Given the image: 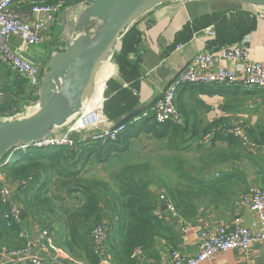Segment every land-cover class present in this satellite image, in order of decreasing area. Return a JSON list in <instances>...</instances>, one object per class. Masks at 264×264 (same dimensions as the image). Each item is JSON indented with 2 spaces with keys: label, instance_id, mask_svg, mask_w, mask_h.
Listing matches in <instances>:
<instances>
[{
  "label": "crops",
  "instance_id": "crops-1",
  "mask_svg": "<svg viewBox=\"0 0 264 264\" xmlns=\"http://www.w3.org/2000/svg\"><path fill=\"white\" fill-rule=\"evenodd\" d=\"M72 6L61 10L56 21L40 31L42 42L36 47L27 46L16 37L10 40L11 49L38 68L42 83L49 71L52 58L58 52L64 51L66 43L76 37L75 21L84 6L79 5L74 8ZM236 11H247L256 16L254 30L241 42L248 47L251 60L264 62L263 7H249L235 0H175L154 8L134 24L133 28L138 30L141 37L137 51L132 55L133 63L139 66L141 72L134 89L139 99L137 108L142 111L137 117L142 113L143 117L152 116L154 105L163 92L195 57L205 52L217 54L216 50L220 49L209 46V42L215 37L214 26L204 28L193 34L189 41L179 43L185 28L203 16ZM207 29L214 32L213 37L207 35ZM236 44L238 43L233 45ZM120 48L121 44L115 50V56L119 54ZM216 64L235 68V65L222 59H217ZM103 70L102 67L99 73L101 74ZM238 73L242 75L246 74V71ZM115 76L116 78L112 77L114 80L123 82L119 69ZM0 88L4 93L0 105V117L11 119L26 117L39 108L43 99L42 84L37 88L27 80L18 78L7 64L0 73ZM181 89H183L181 93L184 98V109L182 107L183 111L180 110L182 123L179 126L188 133L184 140L186 144L183 146L186 149L180 153V157L185 162L183 168L199 170L198 180L215 186L216 191L201 196L200 200H195L194 215L184 220L171 217L168 211L162 209L163 205L159 204L160 210L157 211L163 215L162 219L169 221L171 232L166 238H157L150 250L142 251L139 255L135 251L131 263L121 264H172V250H179L187 257L198 255L202 233H214L222 225L232 223L238 216H241L244 223L249 226L257 220L254 213L240 206L239 200L253 185L264 188V150L261 148L264 146V90L217 84L190 85ZM94 106L93 104L84 108L90 121L95 118L92 130L94 128L100 130L118 122H105L102 115L98 117L95 114ZM75 120L76 117L69 123ZM224 123L242 126L250 143L240 138L231 140V136L225 135L209 140L211 130ZM78 125V128L82 126V120ZM66 129L67 127L64 126L60 130ZM137 134L135 132L134 135ZM71 138L77 143L82 142V136L77 131L72 133ZM151 150V146L136 148V160H142ZM145 151L146 154L142 156V152ZM162 171L167 173L165 175L171 184L175 185L183 179L172 170L163 168ZM99 179L110 180L109 177ZM156 193L159 203L158 195L164 192L160 190ZM175 223L181 226L180 230ZM41 229L45 228L38 224H26L21 234L31 239L38 235ZM53 231L57 232L56 229ZM51 233L55 242L54 233ZM55 244L57 245V241ZM91 246L93 250V245ZM103 252L104 256L114 264L108 241ZM39 256L47 259L42 253ZM200 264L212 263L204 261ZM213 264H264V244L256 243L248 252L234 249L219 253Z\"/></svg>",
  "mask_w": 264,
  "mask_h": 264
},
{
  "label": "trees",
  "instance_id": "trees-1",
  "mask_svg": "<svg viewBox=\"0 0 264 264\" xmlns=\"http://www.w3.org/2000/svg\"><path fill=\"white\" fill-rule=\"evenodd\" d=\"M61 1L67 8L80 0H25L21 4L29 9L37 4L53 5ZM256 22V16L247 11L209 14L187 26L178 42L189 41L193 34L214 26L215 37L209 46H231L252 32ZM140 42V33L132 28L121 39L119 54L114 55L113 61L123 82L111 79L107 84L103 113L109 121L121 120L139 103L134 89L141 72L139 66L133 63L132 55ZM187 86L190 85L183 88ZM182 90L177 97L179 112L184 104ZM135 118L125 124L126 129L116 142L95 143L88 140L76 143L72 149L17 151L2 171L4 178L17 182L33 177L34 183L27 191L16 195L26 215L21 226L6 227L4 207L0 201V248L22 249L26 244V239L21 237L23 227L38 224L53 232L57 245L73 259L85 264H98L90 234L94 227L104 223L110 227L108 242L114 264L131 263L136 250H150L157 238H166L171 232L169 221L156 215V211L160 210L157 191H163L175 205L178 218H191L195 200L214 193L216 188L198 180L199 170L183 168L185 162L180 153L186 149L183 146L188 133L180 124H158L153 116L143 117V113L138 121ZM135 132L138 136L134 135ZM149 146L152 148L150 154L137 161L136 148ZM6 159L8 155L3 161ZM92 160L104 169L113 170L110 180L96 178L91 173L87 175L86 165ZM163 168L174 171L183 179L175 185L171 184ZM50 183H55V193L48 188ZM65 192L74 197L76 203L81 201L78 206L74 204L66 209L60 205ZM55 229L57 232L53 231Z\"/></svg>",
  "mask_w": 264,
  "mask_h": 264
},
{
  "label": "built area",
  "instance_id": "built-area-1",
  "mask_svg": "<svg viewBox=\"0 0 264 264\" xmlns=\"http://www.w3.org/2000/svg\"><path fill=\"white\" fill-rule=\"evenodd\" d=\"M23 2L24 0H3L0 3V73L3 66L7 64L18 78L25 79L33 86L40 88L42 79L38 68L15 53L11 49L10 40L16 37L27 46L41 44L40 31L56 21L58 13L65 9V3L63 1L53 5L41 3L26 9L21 4ZM207 35L213 37L214 32L207 29ZM216 51L217 54L205 52L198 55L173 79L154 105L152 116L158 124L182 123L181 114L177 108V96L180 89L186 85H238L247 89L264 90V62L251 60L249 49L243 42ZM217 59L226 60L235 65V68L218 66L216 64ZM244 70L246 74L239 75L238 72ZM3 99L4 93L0 88V105ZM0 118L11 119L4 116ZM94 119L90 121L86 116L84 123L79 128H75L73 124L74 127L68 126L66 130H58L52 137L18 147L0 165V201L4 207L3 220L7 228L23 224L24 206L16 198V195L27 191L34 183L33 177L17 182H10L4 178L2 171L12 157H15L17 151L26 152L29 149L45 150L61 147L72 149L77 143L71 138L74 131L81 134L82 142L90 140L95 143H107L116 142L120 134L126 129L125 125H122L112 130L111 125L102 127L100 130L95 128L92 130ZM104 119L105 122L108 121L106 118ZM138 120L139 117L135 118V121ZM221 135L240 138L250 143L246 131L239 125L224 123L215 126L209 133V140ZM251 146L255 147V145ZM261 148L264 150V146ZM158 200L160 205H166V211L170 213L171 217H178L175 205L169 201L164 193L158 195ZM239 204L257 216V220L252 225H246L243 218L238 216L233 219L232 223L222 225L214 233L204 232L202 233V243L198 255L187 257L179 250H172V264H200L204 261L213 264L216 255L219 253H226L234 249L248 252L254 244H264V188L256 185L251 186L243 193ZM157 216L159 219L163 218L159 211H157ZM109 234L110 227L104 223L94 227L90 234L93 251L99 257L98 264H112L103 252ZM21 237L26 239V244L22 249L0 248V264H85L73 259L65 249L57 246L49 229H41L38 235L31 239H27L23 233ZM40 253L47 259L41 258ZM141 253L140 249L136 250L137 255Z\"/></svg>",
  "mask_w": 264,
  "mask_h": 264
},
{
  "label": "water",
  "instance_id": "water-1",
  "mask_svg": "<svg viewBox=\"0 0 264 264\" xmlns=\"http://www.w3.org/2000/svg\"><path fill=\"white\" fill-rule=\"evenodd\" d=\"M172 1L175 0H80L73 5L72 8L84 6L75 21L76 37L66 43L64 51L52 58L49 71L43 79V99L39 108L23 118H0V165L16 148L54 136L66 126L69 118L78 115L94 96L102 65L107 60L112 61L123 36L146 13ZM235 1L249 7L264 8V0ZM141 112L140 108L135 109L113 123L112 130L125 125ZM162 209L166 211V205ZM25 216L23 212L22 217ZM175 226L181 229L178 223Z\"/></svg>",
  "mask_w": 264,
  "mask_h": 264
},
{
  "label": "rangeland",
  "instance_id": "rangeland-1",
  "mask_svg": "<svg viewBox=\"0 0 264 264\" xmlns=\"http://www.w3.org/2000/svg\"><path fill=\"white\" fill-rule=\"evenodd\" d=\"M34 47H36V46H34ZM120 50H121V48H120ZM113 63H114V61H112ZM115 64V63H114ZM116 65V64H115ZM114 66V65H113ZM116 68H118L117 66H115ZM113 77H115L116 78V76H113ZM108 79V78H107ZM111 79H113L112 77L110 78V80ZM106 91V90H105ZM88 114H87V112L83 109V110H81L80 111V113L78 114V117H77V120H75V121H72L71 123H69V124H66V127H68V126H70V127H72L73 126V124H74V126H75V128H78V124H79V122L82 120V123H83V121H85V117L87 116ZM104 118H106L105 116H104V113H103V115H102ZM109 121V120H108ZM108 121H106V122H108ZM101 122V121H100ZM99 122V123H100ZM73 126V127H74ZM143 142H145V140H143ZM136 144V143H135ZM146 154V151L145 152H142V156H144ZM85 170H87V172H88V176H90L91 174L92 175H94V176H96V177H99V178H105V179H108V177L109 178H111V176L114 174V172H113V170L112 169H104L103 168V166L102 165H100L99 163H97V162H94V160H92L91 162H90V164H88V165H86V169ZM89 173H91V174H89ZM107 176V177H106ZM48 188H50V189H52V193H55L56 191L55 190H57L56 188H55V183L54 184H49L48 185ZM74 204H76V200H75V198L74 197H69L68 195H67V193L65 192L63 195H62V197H61V202H60V205H62L63 206V208H66V209H68V208H71L72 206H74Z\"/></svg>",
  "mask_w": 264,
  "mask_h": 264
},
{
  "label": "bare ground",
  "instance_id": "bare-ground-1",
  "mask_svg": "<svg viewBox=\"0 0 264 264\" xmlns=\"http://www.w3.org/2000/svg\"><path fill=\"white\" fill-rule=\"evenodd\" d=\"M114 65V66H113ZM116 65L111 61V60H107L106 62L103 63L102 67L104 68L103 72L100 74H98L97 79H96V83H95V94L92 97V99L86 103L85 107L89 106V105H95L93 107V109H95V114L100 117L102 115L101 113V104L103 101V93L105 90V84L107 82V80L113 76H115L117 74V68L115 67ZM108 78V79H107ZM84 107V108H85ZM77 118L78 115L74 114L73 117L69 118L66 121V124H68L70 122V120Z\"/></svg>",
  "mask_w": 264,
  "mask_h": 264
}]
</instances>
